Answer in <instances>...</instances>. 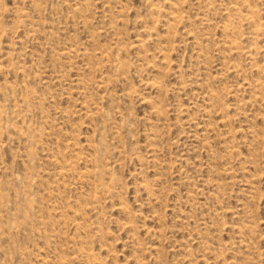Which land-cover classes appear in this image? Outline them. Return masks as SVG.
Segmentation results:
<instances>
[{"label": "rangeland", "instance_id": "obj_1", "mask_svg": "<svg viewBox=\"0 0 264 264\" xmlns=\"http://www.w3.org/2000/svg\"><path fill=\"white\" fill-rule=\"evenodd\" d=\"M0 264H264V0H0Z\"/></svg>", "mask_w": 264, "mask_h": 264}]
</instances>
